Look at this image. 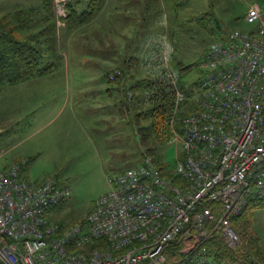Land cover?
I'll return each mask as SVG.
<instances>
[{
	"label": "built area",
	"instance_id": "built-area-1",
	"mask_svg": "<svg viewBox=\"0 0 264 264\" xmlns=\"http://www.w3.org/2000/svg\"><path fill=\"white\" fill-rule=\"evenodd\" d=\"M245 19L249 29L210 44L198 106L187 114L178 112L186 95L170 64L174 48L165 36L155 40L147 63L176 87L170 141L183 153L169 178L147 156L111 176L84 219L63 227L48 212L69 186L53 176L31 182L27 158L1 169L0 264H216L207 246L215 233L240 247L231 219L264 198L263 7L253 3Z\"/></svg>",
	"mask_w": 264,
	"mask_h": 264
},
{
	"label": "crops",
	"instance_id": "crops-1",
	"mask_svg": "<svg viewBox=\"0 0 264 264\" xmlns=\"http://www.w3.org/2000/svg\"><path fill=\"white\" fill-rule=\"evenodd\" d=\"M109 1L106 0L105 6L93 20L80 25L74 32L67 27L61 28L59 44L65 49L60 67L41 76L0 86V123L7 126H0V133L13 136L12 143H3L6 147L0 150V170L14 161L27 158L28 163L24 166L23 173L28 179L27 168L35 157L43 153V143L51 140L56 146L59 140L54 136L58 137L65 131V123L71 120L80 121L82 130L89 133L87 149L90 154L100 153V144L93 139L92 132L93 136L97 135L108 146L107 152L113 160L124 162V155L131 153L133 128L122 115L121 101L116 92L109 91L111 85L108 73L131 58L139 59V73H154L155 70L147 61L154 51L155 40L159 41L165 36L173 42L169 33L172 27L170 22L158 21L161 11L151 21V30L148 31L149 24L143 17L146 13L142 7L135 20H132L133 17L127 16L132 10H111ZM116 1L119 0H115V3ZM162 27L164 30L160 31ZM71 56L74 61H71ZM67 110V120L61 124L60 116ZM81 113L93 117L91 127L83 125ZM55 122L58 123L53 129ZM49 124L52 126L49 133L44 132L35 138L26 151L19 153L15 150L21 141L16 143L14 134L20 127L26 125L30 129L44 128L45 131V126ZM77 147L72 143V150L76 151ZM80 148L84 149L85 144L82 143ZM9 152L14 153L11 157L4 158ZM128 166H122L120 171L130 168ZM44 179L30 181L40 182Z\"/></svg>",
	"mask_w": 264,
	"mask_h": 264
},
{
	"label": "rangeland",
	"instance_id": "rangeland-1",
	"mask_svg": "<svg viewBox=\"0 0 264 264\" xmlns=\"http://www.w3.org/2000/svg\"><path fill=\"white\" fill-rule=\"evenodd\" d=\"M68 1L70 0H55L58 39L61 35L62 27H67L74 32L80 26L70 27L67 23ZM109 2L111 3H109L111 10H132L127 15L133 17L132 20H135L139 9L142 7L146 13L143 17L146 23L149 24L148 31L151 30V21H154L162 11L161 17L157 18L158 21L161 23L170 22L172 28H170L169 33H171L172 39L174 38L177 41V44L186 55L193 56L194 59L201 57L208 43L214 38V34L209 29L215 28L217 32L218 25L225 28V33L233 29H249L251 24L245 19L248 9L253 3L261 4L264 9V0H119L116 3L115 0H110ZM39 3L40 0H0V16L12 14L15 9H27L30 7V4L38 5ZM105 4L106 0L103 7ZM88 5L89 0H81L76 3L79 11L88 9ZM116 5L118 8H115ZM34 16L35 14H33ZM129 23L131 24V21ZM161 30H164V28L162 27ZM222 33H216L215 35L218 36L215 39H219ZM172 46L174 47V44ZM59 49L63 55L64 46L61 47L59 44ZM71 61H74V57L72 58V56ZM137 76L142 77L143 74L138 73ZM72 81L74 82V79ZM195 99L197 101L198 94L195 95ZM182 108H186V105L182 104ZM135 109L138 110L139 107H135ZM135 109L131 111V114L136 112ZM67 113L68 110L64 115L60 116L62 120L61 124H64L63 122L67 120L65 119ZM80 120L84 123V126L89 125L91 127L93 125V117L85 116L81 113ZM57 123L55 122L52 125L53 129ZM140 123L142 125L145 124V120L142 119ZM80 124L81 122L78 120H71L65 123L66 130L61 132L58 137L57 135L54 136V138H58L59 143L55 146V142L53 144L51 140L50 142H44L42 145L44 146L43 153L34 158L26 171V175L31 181L53 176L60 184L70 186V194L64 199V202L48 212L49 218L64 219L69 225L84 218L94 208L96 200L100 195L110 189L109 178L118 174L122 166L129 167L128 165H130V167H137L144 162L142 155L143 148L152 149L161 157V161L169 164V166H175L178 156L182 152L180 142L170 141V139L168 143L162 145L153 133L150 134L145 142H142L139 140V134L134 132L133 126V146L131 153L124 155V162L116 161V159L113 160L107 152L109 150L108 146L97 135L93 136V132L91 133L93 139L100 144V153L92 155L87 149V141L90 139L89 133L86 130H82ZM0 126L7 127L2 123H0ZM52 126L50 124L45 126L44 131V128L36 129L34 127L30 129L28 126L23 125L14 134L15 142L21 141L15 150L19 153L26 151L33 144L32 141L35 138L44 134V132L49 133ZM0 132H2L1 129ZM12 138L13 136H9L7 133H0V150L6 147L3 143H12ZM72 143L78 146L76 151L72 150ZM82 143L85 144L84 149L80 148ZM13 153L9 152L5 154L4 158L11 157ZM252 222V224H248L245 230H255L264 252V206L254 210ZM243 225L246 226L245 223Z\"/></svg>",
	"mask_w": 264,
	"mask_h": 264
},
{
	"label": "trees",
	"instance_id": "trees-1",
	"mask_svg": "<svg viewBox=\"0 0 264 264\" xmlns=\"http://www.w3.org/2000/svg\"><path fill=\"white\" fill-rule=\"evenodd\" d=\"M80 1L70 0L67 3V23L70 27H76L93 20L105 2V0H89L88 9L79 11L76 3ZM33 14H35L34 17ZM209 30L214 34L212 42L218 36L215 34L222 33L225 28L218 25L217 32L215 28ZM172 41L174 53L170 64L178 72L177 88L186 95L185 101L179 105L178 112L187 114L197 109L198 101H196L195 95L198 94L203 76L199 61L207 55L211 42L208 43L201 57L194 59L193 56L183 52L174 38ZM62 61L55 0H40L38 5L30 4L27 9L18 8L12 14L0 16V86L53 72L61 66ZM139 63L138 58H131L122 66L111 70L108 73V82L111 85L109 91L116 92L121 101L122 115L132 128L134 126L135 130H133L139 134V140L145 142L153 133L159 143L164 145L173 136L172 118L176 109V87L165 79L164 75L161 77V75L151 73L152 75L144 74L142 77H138ZM111 72L115 73L113 79L109 77ZM182 104H185L186 108L181 109ZM135 107H139V109L136 110ZM134 109L136 112L131 114ZM142 119L145 120L143 125L140 123ZM178 125L175 124L177 127ZM142 155L143 161L145 157L151 156L164 177L171 176L174 166H169L161 161V157L152 149L143 148ZM182 157L183 153L181 152L177 161ZM62 202L64 199L52 209ZM263 206L264 198L250 201L238 216L232 217L231 224L242 238L240 247L236 249L229 247L219 233H215L207 241V246L214 256L216 264L264 262L263 246L258 234L254 229V231L245 230L248 224L253 223L254 210ZM52 220L58 221L63 227L71 225L64 219L53 218Z\"/></svg>",
	"mask_w": 264,
	"mask_h": 264
}]
</instances>
